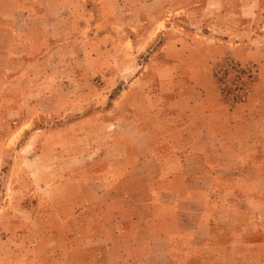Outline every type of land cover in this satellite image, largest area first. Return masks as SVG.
I'll return each instance as SVG.
<instances>
[{
  "label": "crops",
  "instance_id": "crops-1",
  "mask_svg": "<svg viewBox=\"0 0 264 264\" xmlns=\"http://www.w3.org/2000/svg\"><path fill=\"white\" fill-rule=\"evenodd\" d=\"M190 1L204 17L190 37L200 52L183 54L185 40L178 37L175 53L154 61L159 78H169L164 87L189 79L186 89H173L172 101H164L170 91L163 88L153 94L162 102L139 108L129 103L134 95L99 122L87 117L55 124L46 116L45 126L36 128L38 115L26 117L33 127L18 153L29 150L39 169L14 170L30 185H13L20 217L0 212V248L14 239L16 256L0 264H235L247 246L264 254V0ZM143 2L137 6H143L141 16L166 6L164 0ZM117 6V0H0V107L16 92L14 79L52 76L47 63L69 61L59 47L100 26L82 15H111ZM159 23L146 30L159 34ZM132 35L125 44H144V34L138 42ZM87 38L93 47L102 43L100 31ZM210 46L220 53L230 47L234 58L257 65L245 103L219 97L211 72L216 63H209L218 58L207 57ZM153 59H146L143 77L150 76ZM58 74L66 76V70ZM71 102L67 114L74 112ZM9 139L0 136V158Z\"/></svg>",
  "mask_w": 264,
  "mask_h": 264
},
{
  "label": "rangeland",
  "instance_id": "rangeland-1",
  "mask_svg": "<svg viewBox=\"0 0 264 264\" xmlns=\"http://www.w3.org/2000/svg\"><path fill=\"white\" fill-rule=\"evenodd\" d=\"M143 1L117 0V11L111 15L99 16L92 13H88L85 16L82 15L81 17L85 19L83 20L85 23H91L92 25L97 23L100 25L92 30L93 32L100 31V36H102L100 46L93 47V45H90L91 42L87 36L90 35L91 37L93 32L91 33V30H87L85 39H74L71 37L67 46L62 49L59 47L57 53H63L69 61L65 63H47V68L55 71L52 76L48 78L30 77L19 81L14 79L11 87L16 92L12 93L10 97L3 99L4 102H2V107H0V136L10 138L6 143L4 156L0 158V212L9 214L8 216L11 220L14 219V216H19L14 210L15 189L13 185L20 184L25 188L30 185L26 175L20 177L15 174L14 170L22 168L27 173L30 169L34 172L39 169V161H29L31 158L29 150L18 153L20 143L33 127L28 123L25 124L26 117L38 115V117H35L36 128L45 126L46 116L48 121L54 119L55 124L62 123L64 119L68 118L70 123H75L81 118L87 117L93 118L94 122H99L102 118L109 117L108 113L111 107L117 105L116 103H119V101L121 103V101L128 99V97L136 95L137 98L130 99L129 103L142 108L147 107L148 104L159 103L160 97L153 94L163 88H165L164 91L168 89L170 91V93L163 95L164 101L165 97L171 101L173 100L175 94L173 89L176 91L181 88L186 89L189 79H182L181 82L174 80L170 85L169 83L165 84L164 87L163 82L165 80L169 81V78L162 80L159 78L154 61L160 54L172 55L175 53L174 44L178 37H182L185 41L187 40V42L183 41V54L187 55L193 52L198 54L200 51H197L190 37L193 35L191 33L195 32L197 25L204 24L203 14L195 8L193 1L181 0L180 3L184 6L179 7L177 6L179 4L177 3L178 0H164L166 2L164 9L150 13L148 16L147 12L141 16L140 10L143 6L139 8L137 6L144 3ZM134 6L136 9L131 11V7L134 8ZM143 17L145 19H142ZM143 20L147 24L143 23ZM157 20H160L158 25L161 32L159 34H155L156 30H146L149 28L148 26L155 24ZM127 25L129 28H127ZM110 28L113 29L112 40L109 39L108 35ZM205 29L209 32L207 28ZM72 33L78 34V31L75 30ZM164 33L168 35L166 39H164ZM210 33L219 38L227 37L225 31L212 29ZM130 34L135 37V42L143 41L142 36L144 34V37H146L144 44L133 46L129 43L125 44L124 38ZM209 40L211 42V38ZM213 41L214 43L217 42L216 39ZM210 42L207 41L208 44L212 43ZM229 48H224L223 52L220 53V49L217 47H206L205 49L209 53L207 57L218 58V61H209L210 65L212 63L217 64L226 57H236L233 51L228 50ZM205 49H200L203 54H206ZM78 55H86V57L83 59L81 57L76 58ZM88 56L90 58H87ZM96 56L102 57L101 62L92 60ZM147 58H154L150 62L151 65H154L148 69L150 76L143 77L142 73L146 68L145 61ZM43 65L35 68V70L44 69L45 64ZM64 69L66 70V76L58 74V71ZM8 80L12 81L13 79ZM206 81L207 79H203V83H206ZM210 81L213 80L210 79ZM50 87H53V92L46 93L45 89ZM73 99L76 101L73 107L74 112L67 114L65 105ZM186 100L188 101V98L184 97L183 102H186ZM143 104L146 105L143 106ZM91 128L94 129V125ZM186 144L189 143L186 142ZM217 201H219V205L216 208L217 224L221 228L220 197H218ZM14 247L13 239L11 243L5 245V248H0V261L6 259L15 260ZM248 249L251 248L247 246L244 252L242 251L239 255H235V264H264L263 253L249 252Z\"/></svg>",
  "mask_w": 264,
  "mask_h": 264
},
{
  "label": "built area",
  "instance_id": "built-area-1",
  "mask_svg": "<svg viewBox=\"0 0 264 264\" xmlns=\"http://www.w3.org/2000/svg\"><path fill=\"white\" fill-rule=\"evenodd\" d=\"M219 97L231 105L243 104L252 95L258 77L255 63L226 57L212 67Z\"/></svg>",
  "mask_w": 264,
  "mask_h": 264
}]
</instances>
